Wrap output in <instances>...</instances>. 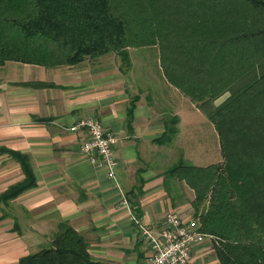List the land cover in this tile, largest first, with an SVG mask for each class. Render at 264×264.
Wrapping results in <instances>:
<instances>
[{"label": "crops", "instance_id": "obj_1", "mask_svg": "<svg viewBox=\"0 0 264 264\" xmlns=\"http://www.w3.org/2000/svg\"><path fill=\"white\" fill-rule=\"evenodd\" d=\"M149 48L155 54L133 52ZM149 48L129 49L126 71L117 54L53 68L0 66V195L24 179L9 151L29 157L35 178L32 189L0 201V264H19L49 247L62 223L85 239L95 261L145 264L150 248L133 216L156 234L169 212L193 218L196 195L166 171L180 159L194 167L220 163L219 136L207 115L168 85L158 48ZM140 61L151 62L146 78ZM89 116L118 136L115 181L85 159L80 135L67 130ZM174 117L177 133L166 142ZM192 256L198 264H219L209 239Z\"/></svg>", "mask_w": 264, "mask_h": 264}, {"label": "trees", "instance_id": "obj_2", "mask_svg": "<svg viewBox=\"0 0 264 264\" xmlns=\"http://www.w3.org/2000/svg\"><path fill=\"white\" fill-rule=\"evenodd\" d=\"M149 47L158 48L168 85L215 126L222 153L207 167L180 159L166 174L196 195L193 218L219 264H264V0H0V66L53 68L117 54L126 71L129 49ZM177 121L166 124V142ZM9 154L24 179L0 201L35 186L29 157ZM19 264L106 263L62 223L48 248Z\"/></svg>", "mask_w": 264, "mask_h": 264}, {"label": "built area", "instance_id": "obj_3", "mask_svg": "<svg viewBox=\"0 0 264 264\" xmlns=\"http://www.w3.org/2000/svg\"><path fill=\"white\" fill-rule=\"evenodd\" d=\"M67 130L80 135V151L85 159L95 169L104 172L108 179L115 181L118 163L114 158V148L118 136L90 116L78 119ZM132 219L150 248L145 264H198L193 259V251L208 239L201 231L198 219L184 220L177 212H169L157 234L136 217Z\"/></svg>", "mask_w": 264, "mask_h": 264}, {"label": "rangeland", "instance_id": "obj_4", "mask_svg": "<svg viewBox=\"0 0 264 264\" xmlns=\"http://www.w3.org/2000/svg\"><path fill=\"white\" fill-rule=\"evenodd\" d=\"M157 49H137V51H133V52H135V56H137V57H142V56H144V55H148V54H155V51H156ZM136 64V66H137V68L138 69H140V71H141V74L143 75V74H146V76H145V78L147 77V75H149L148 74V70H147V65H150L151 64V62H139V63H135ZM140 66V67H139ZM147 86V85H146ZM167 86V85H166ZM148 87V89L149 90H151L150 89V86L148 85L147 86ZM166 89H168L167 87H166ZM227 95H224V96H222L221 98H219V99H217L216 101H215V104H218V103H220L221 101H223L224 99H225V97H226ZM46 247V246H45ZM48 248V247H47Z\"/></svg>", "mask_w": 264, "mask_h": 264}]
</instances>
